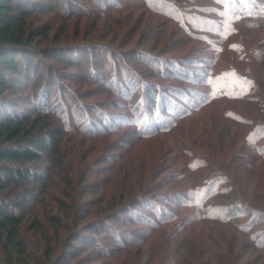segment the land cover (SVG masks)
Listing matches in <instances>:
<instances>
[{
  "label": "rangeland",
  "instance_id": "1",
  "mask_svg": "<svg viewBox=\"0 0 264 264\" xmlns=\"http://www.w3.org/2000/svg\"><path fill=\"white\" fill-rule=\"evenodd\" d=\"M99 1L70 0L67 3V0H58V5L55 6L61 9L57 12L46 6L42 12L35 13L28 19L30 26L51 28L48 40L40 43L46 47L49 56L44 59L40 56L41 63L30 71V75L40 78L41 74L44 79L52 80V95L48 105L59 106L69 116V127H82L68 131V136L71 137L67 139L65 148L73 181L78 182V170L86 163L89 166L86 170L90 183L98 184L105 178L110 180L104 186L105 198L111 193L125 190L129 183L132 194L146 196L135 207L144 213V219L140 216L136 219L134 214L110 221L111 225L129 232L132 239L129 245H123L124 255L119 256L116 262L121 259V263L127 261L130 264L133 257L128 252H131L138 253L135 264L149 260L151 264H160L164 259L163 255L179 249V259L169 254L166 259L183 261L181 264H264V247L260 248L256 243L264 239V217H251L248 212L234 215L236 221H250L252 230L261 233L253 240L238 229L236 224L200 220L194 213L197 211L196 207L184 206L187 205L186 200L191 199L190 190L198 182L196 179L201 175L205 177L214 167H218L235 179L243 202H250L255 207H260L259 212H264V161L254 151V139L251 140L248 135H251L253 123L264 121L262 107L254 105L256 101L249 99L244 101L224 98L196 111L191 109L190 115L180 119L167 132L156 130L147 136L140 134L134 120L142 122L144 119L141 126L142 131H145L150 128L146 126L145 119L152 116L156 109H161L162 114L168 115L163 111V108L169 106L168 102L164 104L162 99L158 104V98L163 95H168L172 98L171 101L181 104V109L186 102L184 94L194 99L199 106L202 104L203 100L198 93L207 90L203 77L210 66L208 61L213 53L208 47V41L198 31H182L174 22L148 8L149 2L146 0ZM190 2H196L200 6L212 5L209 0ZM70 9L76 10L74 15L65 16L64 13ZM205 13L208 16L217 15L213 9ZM192 22L201 25L203 20L195 16ZM245 25L247 26L240 27L241 31L235 38L243 42L249 52L250 74L255 82L252 96L257 97L259 104L260 98L264 99V27L255 29L251 24ZM226 53L217 62L215 69L231 64V56L234 57L235 53L231 50ZM54 55L69 57L73 65L57 62L52 59ZM164 58L171 59L172 64H181V71L177 65L163 64ZM67 61L71 63L70 60ZM186 70L187 75L180 74ZM232 82L229 87L234 86ZM153 92H156L155 104L153 108L149 107L150 113L143 114L142 108L147 100H152ZM5 94L22 111L37 109L39 105L33 102L29 92ZM225 108L230 109L233 114L229 115L228 111H224ZM145 110L148 111L147 108ZM235 114L244 118H237ZM99 129H105V134ZM97 131L100 135L92 137ZM179 141L192 150V155L205 158L208 161L207 168L189 170L185 159L180 156ZM260 143L264 144V139ZM199 183H203L202 178ZM84 185L81 184L82 187ZM63 186L61 179L52 176V184L23 219L21 229L27 249L38 259L45 258V251L40 233L31 227L34 217L51 236L54 248L52 257L59 256L61 245L68 237L66 227L55 228L47 220L50 212H57L53 196H61L60 189ZM149 186L157 188L149 190ZM103 189L101 186L91 194L84 193L80 199L95 198ZM9 194L12 195L11 192ZM197 194H193L195 199ZM210 200L227 201L209 197L206 202ZM230 200L227 202L231 203ZM150 201H155L158 207L162 206L164 213L170 212L171 216L172 212V217H176L170 223L160 225V234L159 229L152 231L151 222L156 219L155 211H158V207L152 209L148 205ZM61 222L66 224L63 219ZM81 223L82 221L79 224ZM146 228L149 229L146 231ZM102 234L108 233L102 230L97 233ZM112 237L113 235L110 238L108 235L102 243L121 247L113 242ZM141 239L146 242L141 243L144 241ZM198 241H209L208 244L217 252L215 258L204 263L208 255L201 256ZM110 257L107 255L103 259L98 258L93 247L87 245L80 251L77 259L78 264H111L113 259ZM77 259L74 258L72 263Z\"/></svg>",
  "mask_w": 264,
  "mask_h": 264
},
{
  "label": "trees",
  "instance_id": "2",
  "mask_svg": "<svg viewBox=\"0 0 264 264\" xmlns=\"http://www.w3.org/2000/svg\"><path fill=\"white\" fill-rule=\"evenodd\" d=\"M69 1L67 0V3ZM209 1L212 5L202 4L200 6L196 5V2H190V0H146L149 2L148 8L174 22L182 31H198L200 36L208 41V47L211 48L213 57L208 61L210 66L207 67L203 77V83L207 90H201L198 93L203 100L202 104L199 106L194 102V99L181 93L180 95H183L186 101L184 108L181 109V104L174 100L171 101L172 98L168 95H163V97L158 98V104L163 101L162 99L165 101L164 104L168 102L169 106L163 108V111L168 115L162 114L161 109H156L155 113L149 116L150 118L145 119L146 126L150 127L145 131H142L141 126L144 119L141 120L142 122L134 120L133 123L141 131L140 134L147 136L156 130L167 132L176 126L180 119L190 115L191 109L196 111L200 107L224 98L256 101L253 104L261 106V111L264 112V99L260 98L259 104H257V97L252 96L255 90V82L250 74L249 52L244 43L235 38L241 31L240 27H246L245 24L247 23L255 29L264 27V0ZM57 3L58 0H0V264H78L77 257L87 245L93 247L98 258L103 259L110 255V259H113L111 264H127V261L121 263V259L118 263L116 261L119 256L124 255L122 247L124 244L127 246L131 243V236L129 232H124L111 225L110 221L114 218L123 219L124 216L128 218L134 214H136V219L140 217L144 219V213L141 210H136L135 207L146 196L132 194V186L129 183L125 190H119L116 194L111 193L105 198L106 187L104 186L105 183H110V180L105 178V180L101 179L98 184L96 181V184L90 183L87 180L88 171L86 169L89 166L86 163L78 170V182L73 181L69 172L70 167L68 168L65 148L67 147V139L71 137L68 136V131L82 127L77 125L69 127L67 125L69 116H66L59 106L51 107L48 105L52 95V90H50L52 80L44 79L45 77L41 74H39L40 78L30 75V71L41 63L40 56L42 59L49 56L46 47L41 46L40 43L48 40L51 28L48 26H30L28 19L35 13L42 12L46 6L48 9L57 12L61 9L55 6ZM209 9H213L217 15L208 16L205 12L210 11ZM75 11L70 9L64 14L65 16H72ZM195 16L202 18L201 25L192 22ZM227 50L235 53L234 57L231 56V64L219 70L215 69L217 62L226 56ZM52 59L69 66L73 65L69 57L64 58L62 55H54ZM67 60H70L71 63H68ZM170 61L169 58L162 60L163 64L168 66L177 65L181 71V67H183L181 64L178 62L172 64L173 62L170 63ZM187 72L188 70L180 74L187 75ZM232 81L234 86L229 87ZM218 83L220 84L217 85ZM7 92L11 94L29 92L33 102L39 105L37 109L22 111L7 97L5 94ZM155 93L152 94V100L149 102L147 100V104L143 106V114L150 113V106L153 108ZM146 108L148 111L145 110ZM178 110L180 112L177 113ZM229 110L224 109V111L229 112V115L233 114ZM138 114L140 115V112ZM143 114L141 112V115ZM235 115L237 118H244L240 114ZM85 130L87 131V129ZM98 131L105 134L106 130L99 129ZM98 131L92 137L100 135ZM250 133L251 135L248 133L249 138L254 139L255 142H252L253 149L264 161V144L260 143V140L264 139V121L253 123ZM252 133L255 134L254 137ZM178 148L180 156L185 159V164L189 170L207 168L208 161L205 158L192 155V150L183 142L179 141ZM52 176L61 179L64 186L60 189L61 196H53L57 212H50L47 220L55 228L58 226L66 227L68 237L61 245L59 256L52 257L54 248L51 245V236L46 232L44 225L34 217L31 227L40 233L45 251V258L38 259L27 249L21 228L26 213L32 210L34 203L40 201L47 187L52 184ZM205 177L201 175L196 179L199 182L202 178L203 183L198 184L197 182L193 185L190 190L191 199L188 198L189 200H186L187 205L184 204V206L196 207L197 211L194 213L196 218L200 220L208 219L227 225L236 224L238 229L255 240L256 236L261 233L252 230L250 221L238 222L234 215L248 212L251 217L255 215L261 218L264 217V212H259L260 207H255L250 202H243L242 194L238 192L239 187L236 188L235 179L231 178L222 168L214 167V170L206 174ZM81 184L85 185L82 187ZM78 186L81 188H77ZM101 186L104 189L99 196H96L97 198L80 199L84 193L91 194ZM155 188L157 186L148 189L153 190ZM9 192L12 193L11 196ZM193 194H197V199L194 198ZM209 197H219L227 201L231 199V203L227 201L212 202V200L206 202ZM148 205L152 209L158 207L155 201H150ZM157 209L158 211H155L156 219L151 222L152 231L155 229L157 231L161 227L160 225H165L176 219V217H172V212L171 216L169 215L170 212L164 213L162 206ZM61 219L66 224H63ZM80 221H82L81 224H79ZM148 229L146 228V231ZM100 230L108 234L97 235ZM159 230L160 234L162 230ZM108 235L109 238L113 235L111 239L114 243L120 244L121 247H111L102 243ZM141 240V243L146 242L145 239ZM208 242H199L201 256L208 255L204 263L215 258L217 254ZM212 242L216 243L215 241ZM263 242L264 239L259 243L256 241L260 248L264 247ZM84 244L85 246H83ZM262 250L264 251L263 248ZM128 254L133 257L130 264H135L138 253L128 252ZM168 254L174 258L178 257L176 259L181 256L179 249L169 251L163 255L164 259L159 262L160 264H181L183 262L180 260L172 261L174 258L167 260ZM74 258L77 260L72 263ZM149 262L145 261L140 264H151Z\"/></svg>",
  "mask_w": 264,
  "mask_h": 264
}]
</instances>
